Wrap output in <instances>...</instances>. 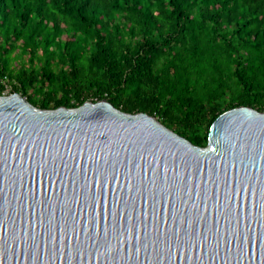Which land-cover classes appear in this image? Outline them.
I'll return each mask as SVG.
<instances>
[{
	"label": "water",
	"instance_id": "1",
	"mask_svg": "<svg viewBox=\"0 0 264 264\" xmlns=\"http://www.w3.org/2000/svg\"><path fill=\"white\" fill-rule=\"evenodd\" d=\"M0 264H264V110L199 146L106 98L0 94Z\"/></svg>",
	"mask_w": 264,
	"mask_h": 264
},
{
	"label": "trees",
	"instance_id": "2",
	"mask_svg": "<svg viewBox=\"0 0 264 264\" xmlns=\"http://www.w3.org/2000/svg\"><path fill=\"white\" fill-rule=\"evenodd\" d=\"M4 75L39 107L106 98L205 146L226 110H264V0H0Z\"/></svg>",
	"mask_w": 264,
	"mask_h": 264
},
{
	"label": "built area",
	"instance_id": "3",
	"mask_svg": "<svg viewBox=\"0 0 264 264\" xmlns=\"http://www.w3.org/2000/svg\"><path fill=\"white\" fill-rule=\"evenodd\" d=\"M10 80L11 79L9 78L8 75H4V76L0 77V84L5 85L2 94H9L11 92V90L13 89Z\"/></svg>",
	"mask_w": 264,
	"mask_h": 264
},
{
	"label": "rangeland",
	"instance_id": "4",
	"mask_svg": "<svg viewBox=\"0 0 264 264\" xmlns=\"http://www.w3.org/2000/svg\"><path fill=\"white\" fill-rule=\"evenodd\" d=\"M11 92H13V90H11ZM11 92H10V93H11ZM10 93H9V94H10Z\"/></svg>",
	"mask_w": 264,
	"mask_h": 264
}]
</instances>
